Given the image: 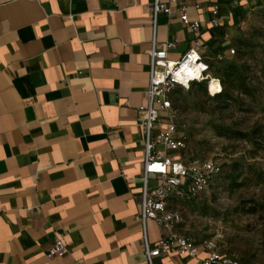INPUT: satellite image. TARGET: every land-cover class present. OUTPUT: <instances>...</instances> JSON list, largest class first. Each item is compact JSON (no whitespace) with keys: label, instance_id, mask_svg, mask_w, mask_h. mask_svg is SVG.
<instances>
[{"label":"crops","instance_id":"obj_1","mask_svg":"<svg viewBox=\"0 0 264 264\" xmlns=\"http://www.w3.org/2000/svg\"><path fill=\"white\" fill-rule=\"evenodd\" d=\"M151 1L0 0V264H146L136 109L146 105L151 41L174 42L175 62L196 39L220 47L238 6L264 4L198 0L188 11L195 35L165 16L153 32ZM156 186L150 176L148 190ZM145 236L154 245L164 233L147 221ZM59 237L66 254L46 258ZM192 240L197 258L152 263L201 264L204 240Z\"/></svg>","mask_w":264,"mask_h":264},{"label":"rangeland","instance_id":"obj_2","mask_svg":"<svg viewBox=\"0 0 264 264\" xmlns=\"http://www.w3.org/2000/svg\"><path fill=\"white\" fill-rule=\"evenodd\" d=\"M229 27L220 47H204L223 94L211 96L204 85H194L171 97L186 138L180 155L213 158L222 176L198 200L172 208L182 215L183 236L213 239L238 264H264V4L238 6Z\"/></svg>","mask_w":264,"mask_h":264},{"label":"built area","instance_id":"obj_3","mask_svg":"<svg viewBox=\"0 0 264 264\" xmlns=\"http://www.w3.org/2000/svg\"><path fill=\"white\" fill-rule=\"evenodd\" d=\"M198 12V0H152L148 6L154 32L159 16L177 17L182 27L197 35L200 23L190 20L188 11ZM208 24L219 26L218 6L212 5L208 11ZM174 42L157 45L152 39L147 52L148 84L146 105L137 107V123L144 135V159L142 164L139 222L143 231V258L146 264H153L157 257L171 254L195 259L198 256L196 243L177 232L182 223V215L172 208L176 202H193L214 186L222 175L221 166L213 158L185 159L180 154L185 150V136L175 123L176 111L171 97L178 89H188L193 84L203 83L206 90L216 88L215 96L221 93L219 80L213 78L204 56V46L197 39L179 60L172 62L168 52ZM230 56L233 50L227 52ZM161 117L165 123H161ZM162 127L161 130H158ZM160 147L161 151L156 148ZM157 179V186L148 190V178ZM152 221L164 236L154 245H149L145 236V225ZM205 257L201 264H238L236 259L224 255L213 239L201 243ZM67 250L61 238H57L46 251V258L62 257Z\"/></svg>","mask_w":264,"mask_h":264},{"label":"trees","instance_id":"obj_4","mask_svg":"<svg viewBox=\"0 0 264 264\" xmlns=\"http://www.w3.org/2000/svg\"><path fill=\"white\" fill-rule=\"evenodd\" d=\"M216 79H218L219 80V83H220V86H221V93L220 94H218L216 97H220L222 94H223V84H222V82H221V79L220 78H218V77H216ZM194 85H204L203 83H200V84H193V85H191V86H194ZM204 87H205V85H204ZM172 102V101H171ZM190 159H193V158H190ZM222 176V175H221Z\"/></svg>","mask_w":264,"mask_h":264},{"label":"bare ground","instance_id":"obj_5","mask_svg":"<svg viewBox=\"0 0 264 264\" xmlns=\"http://www.w3.org/2000/svg\"><path fill=\"white\" fill-rule=\"evenodd\" d=\"M215 91H216V88L214 86H212L210 91H209V94L213 95L216 93Z\"/></svg>","mask_w":264,"mask_h":264}]
</instances>
